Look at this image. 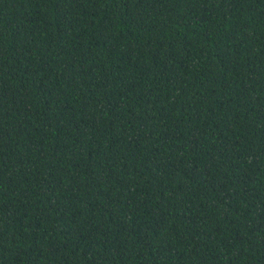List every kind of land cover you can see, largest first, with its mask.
<instances>
[{
  "label": "trees",
  "instance_id": "16d2710c",
  "mask_svg": "<svg viewBox=\"0 0 264 264\" xmlns=\"http://www.w3.org/2000/svg\"><path fill=\"white\" fill-rule=\"evenodd\" d=\"M0 264H264V0H0Z\"/></svg>",
  "mask_w": 264,
  "mask_h": 264
}]
</instances>
